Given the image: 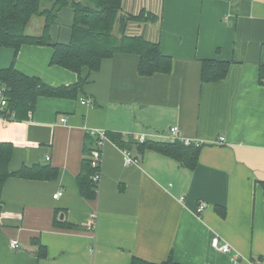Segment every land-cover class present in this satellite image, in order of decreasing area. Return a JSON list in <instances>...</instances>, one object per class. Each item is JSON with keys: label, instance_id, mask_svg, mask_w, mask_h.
Wrapping results in <instances>:
<instances>
[{"label": "crops", "instance_id": "obj_1", "mask_svg": "<svg viewBox=\"0 0 264 264\" xmlns=\"http://www.w3.org/2000/svg\"><path fill=\"white\" fill-rule=\"evenodd\" d=\"M123 8L158 16L130 24L127 32L158 43L172 58V71L141 76L137 55L116 54L98 72L82 71L87 83L76 99L40 97L28 120L0 119V143L13 147L10 172L57 171L53 180L6 181L0 264L162 263L170 257L178 264H264V0H124ZM73 21V10L61 9L51 43H68ZM44 23L33 17L26 34L41 36ZM53 53L51 46L3 48L0 69L14 65L53 87L76 84V73L51 65ZM205 60L230 62L227 77L203 83ZM173 126L200 141L194 169L152 145L169 143ZM93 130L106 131L108 140L96 197L87 200L77 176L85 148L95 142ZM110 136L123 138L127 150ZM140 136L149 142L142 152ZM219 137L226 141L217 143ZM124 152L140 163L126 166ZM201 203L207 208L197 215ZM214 237L230 253L215 249ZM13 240L20 248L11 247Z\"/></svg>", "mask_w": 264, "mask_h": 264}, {"label": "trees", "instance_id": "obj_2", "mask_svg": "<svg viewBox=\"0 0 264 264\" xmlns=\"http://www.w3.org/2000/svg\"><path fill=\"white\" fill-rule=\"evenodd\" d=\"M50 3V8H44V3ZM124 0H0V51L12 48L15 53L24 45L51 46L54 49L51 65L60 66L76 73L78 82L72 85L53 87L45 84L38 77L27 76L15 69L14 65L0 69V90L4 89L7 107L2 112L5 119L28 120L35 111L40 97L76 99L87 83L82 78V71L98 72L102 62L116 54H133L139 57L138 72L141 76L155 74H170L172 58L163 55L156 42L145 39L144 36L128 34L130 24L155 22L158 16L142 10L139 14H123ZM69 7L73 10L74 21L72 34L68 43H51L50 28L57 20L58 12ZM35 16L45 20L41 36L26 34L29 22ZM231 63L215 60L202 62V82L217 83L224 80ZM259 81L264 84V46L260 52ZM93 146L85 148L82 169L77 176V183L82 197L94 200L98 184L93 181L94 175L101 170L92 167V158L98 149L96 138ZM121 149L127 143L120 136H110ZM149 145L146 142L138 146L142 152ZM154 147L178 160L187 168L194 169L200 152V146H185L179 142L152 144ZM13 147L10 143H0V204L6 181L10 177L29 180H53L57 171L50 168L23 167L18 172L9 171ZM47 174H44L46 173ZM55 226L74 227L56 221ZM45 255L42 254V257ZM132 264H178L172 257L162 263H152L139 258H133Z\"/></svg>", "mask_w": 264, "mask_h": 264}, {"label": "built area", "instance_id": "obj_3", "mask_svg": "<svg viewBox=\"0 0 264 264\" xmlns=\"http://www.w3.org/2000/svg\"><path fill=\"white\" fill-rule=\"evenodd\" d=\"M5 90L2 89L0 90V119H5L2 116V112L5 110V108L7 107V99L4 95ZM89 103V101L87 100H82V104H87ZM62 122H65L66 119H62ZM91 136H94L96 138V143H97V147L98 149H102L103 145L105 144V142L108 140V136L106 134V131L103 130H93L91 133ZM167 140L169 143H181L185 146H191V145H200V141L198 140H191V139H187L184 138V136H182L180 130L178 127L173 126L169 129L168 132V137ZM226 141V139L224 137H219L217 140V143L219 144H223ZM146 142V137L145 136H140L138 138V143L139 144H144ZM124 161H125V165L126 166H131V165H138L140 162L137 159V157L133 156L131 153L129 152H124ZM92 167L96 168V169H100V164H101V155L100 152L97 150V152L94 154L93 158H92ZM100 178H101V172L98 171L94 177H93V181L99 185L100 182ZM62 196V192H58L56 193L53 197L54 199H58L59 197ZM185 198H181V200L183 201ZM207 208V205L204 203H201L197 209V215L202 214ZM93 218H95V215H92ZM11 247L13 249H18L20 248V243L17 240H13L10 243ZM212 246L215 249H218L219 251L223 252V253H230L231 248L228 244H222L220 242V239L218 237H214L212 240ZM232 260L235 263H238V256L234 255L232 256ZM256 264V263H255Z\"/></svg>", "mask_w": 264, "mask_h": 264}, {"label": "rangeland", "instance_id": "obj_4", "mask_svg": "<svg viewBox=\"0 0 264 264\" xmlns=\"http://www.w3.org/2000/svg\"><path fill=\"white\" fill-rule=\"evenodd\" d=\"M46 4H49V3H44V8H46ZM51 5H49V7H50ZM123 14H128V11H126V10H124V12H123ZM35 17H40V16H35ZM35 19H37V18H35ZM35 21H37V20H35ZM134 25H137V24H134ZM135 27V26H134Z\"/></svg>", "mask_w": 264, "mask_h": 264}, {"label": "water", "instance_id": "obj_5", "mask_svg": "<svg viewBox=\"0 0 264 264\" xmlns=\"http://www.w3.org/2000/svg\"><path fill=\"white\" fill-rule=\"evenodd\" d=\"M70 1H73V0H70ZM74 1H78V0H74Z\"/></svg>", "mask_w": 264, "mask_h": 264}]
</instances>
